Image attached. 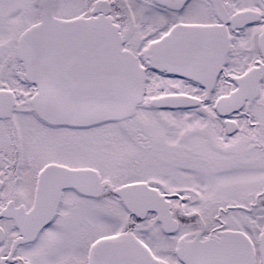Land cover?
Masks as SVG:
<instances>
[{"label": "snow or ice", "instance_id": "1", "mask_svg": "<svg viewBox=\"0 0 264 264\" xmlns=\"http://www.w3.org/2000/svg\"><path fill=\"white\" fill-rule=\"evenodd\" d=\"M0 264H264V0H0Z\"/></svg>", "mask_w": 264, "mask_h": 264}]
</instances>
